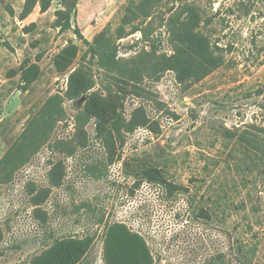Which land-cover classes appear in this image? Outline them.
I'll use <instances>...</instances> for the list:
<instances>
[{
	"label": "rangeland",
	"instance_id": "374dc122",
	"mask_svg": "<svg viewBox=\"0 0 264 264\" xmlns=\"http://www.w3.org/2000/svg\"><path fill=\"white\" fill-rule=\"evenodd\" d=\"M138 1L0 0V159L50 98L63 113L0 181V264L67 239L91 241L79 264H106L115 224L152 264H264V0H161L144 35L118 38ZM189 10L224 62L178 81L166 22Z\"/></svg>",
	"mask_w": 264,
	"mask_h": 264
},
{
	"label": "trees",
	"instance_id": "16d2710c",
	"mask_svg": "<svg viewBox=\"0 0 264 264\" xmlns=\"http://www.w3.org/2000/svg\"><path fill=\"white\" fill-rule=\"evenodd\" d=\"M161 0H139L131 2L121 25L116 29L118 38L139 29L149 16V10L160 4ZM45 9V7L43 8ZM138 22L136 25L135 23ZM199 16L189 10L185 18L173 14L166 22L170 34L173 54L163 64L164 71H172L178 81L202 79L223 65V57L216 45H212L200 31ZM69 29V26L66 27ZM127 34V35H128ZM104 35V34H103ZM76 54L72 44L64 47L55 58V68L63 72ZM36 64L28 66L21 75L24 85L31 84L37 77ZM62 110L57 97H52L44 105L39 116L33 118L14 144L0 159V181L6 182L40 146L46 142L55 124L62 120ZM169 186V185H168ZM88 239H67L54 243L30 264H79L90 246ZM106 264H152V258L144 240L132 233L122 224L113 225L107 233L105 245Z\"/></svg>",
	"mask_w": 264,
	"mask_h": 264
},
{
	"label": "water",
	"instance_id": "95a60500",
	"mask_svg": "<svg viewBox=\"0 0 264 264\" xmlns=\"http://www.w3.org/2000/svg\"><path fill=\"white\" fill-rule=\"evenodd\" d=\"M81 100H83V99H81Z\"/></svg>",
	"mask_w": 264,
	"mask_h": 264
}]
</instances>
